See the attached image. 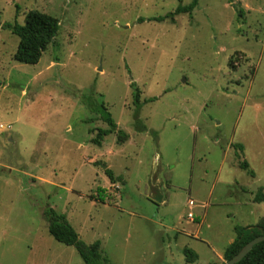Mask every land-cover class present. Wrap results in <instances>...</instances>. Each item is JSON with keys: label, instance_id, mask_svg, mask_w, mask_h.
<instances>
[{"label": "rangeland", "instance_id": "1", "mask_svg": "<svg viewBox=\"0 0 264 264\" xmlns=\"http://www.w3.org/2000/svg\"><path fill=\"white\" fill-rule=\"evenodd\" d=\"M178 4L0 0V264H85L49 232L50 206L113 264L222 263L234 227L264 218V0H199L191 15L153 20ZM31 9L60 21L35 64L14 59L19 37L4 27ZM85 97L129 138L94 142L108 126Z\"/></svg>", "mask_w": 264, "mask_h": 264}, {"label": "trees", "instance_id": "2", "mask_svg": "<svg viewBox=\"0 0 264 264\" xmlns=\"http://www.w3.org/2000/svg\"><path fill=\"white\" fill-rule=\"evenodd\" d=\"M198 2L199 0H191L189 3L183 4L182 0H179V4L173 11L164 16H156L153 20H174L175 15L181 13H188L191 15L194 9L198 6ZM239 13L240 15L243 13L241 8L239 9ZM59 22L60 21L57 17L38 9L29 10L25 15L24 23H19L17 21L13 23L5 22L4 27L11 30L12 33L19 37V43L13 52L14 59L29 64L38 63L48 45L54 42L60 27ZM133 85H135L134 82H132V86ZM83 100L88 105L90 111L98 113L101 120H103L108 126L107 128L97 129L96 136L93 138L94 142L101 144L103 137L112 132L117 133L118 142H124L129 138V134L124 129L119 128L117 122L112 116V113L109 111L104 102L98 104L88 97L83 98ZM146 101L147 99H141V90L135 86L133 104L136 107V126L140 131L148 130L147 126L142 123L139 118V110ZM88 121H92V119H88ZM94 130L95 129L90 128L89 131L93 132ZM232 145L234 148L243 151L244 145L242 143H233ZM239 166L244 169L249 176L255 177L256 173L246 159H240ZM105 173L114 183L124 181L122 176L116 175L110 167L105 168ZM103 191L104 190L101 189L97 195L102 202H105L109 200V198ZM254 201H264L263 187H260L255 193ZM43 215L47 221L49 232L58 241L74 246L85 264H113L110 259L103 254L100 240H96L92 243H86L80 238L79 233L67 219L65 214L59 213L55 208L50 206L44 210ZM234 230L235 238L225 248L223 252L224 260L232 258L250 240L264 234V218H262L255 225H236ZM183 253L187 262H195L199 258L197 252L190 247H184ZM222 263L211 262L209 264ZM235 264H264V240L256 243L252 249Z\"/></svg>", "mask_w": 264, "mask_h": 264}, {"label": "water", "instance_id": "3", "mask_svg": "<svg viewBox=\"0 0 264 264\" xmlns=\"http://www.w3.org/2000/svg\"><path fill=\"white\" fill-rule=\"evenodd\" d=\"M106 168V166H105ZM264 240V234H261L257 237H255L254 239L250 240L247 244H245L242 249L236 254L234 255L232 258L225 260L222 264H235L238 261H240L251 249L252 247L260 242Z\"/></svg>", "mask_w": 264, "mask_h": 264}, {"label": "built area", "instance_id": "4", "mask_svg": "<svg viewBox=\"0 0 264 264\" xmlns=\"http://www.w3.org/2000/svg\"><path fill=\"white\" fill-rule=\"evenodd\" d=\"M195 200H193V199H189L188 200V205H189V207H193V206H195ZM188 218H190L191 220H194V218H195V216H194V214H193V212L192 211H189L188 212Z\"/></svg>", "mask_w": 264, "mask_h": 264}, {"label": "crops", "instance_id": "5", "mask_svg": "<svg viewBox=\"0 0 264 264\" xmlns=\"http://www.w3.org/2000/svg\"><path fill=\"white\" fill-rule=\"evenodd\" d=\"M196 205V204H195ZM190 211V210H189ZM195 216V215H194ZM195 219V218H194Z\"/></svg>", "mask_w": 264, "mask_h": 264}]
</instances>
